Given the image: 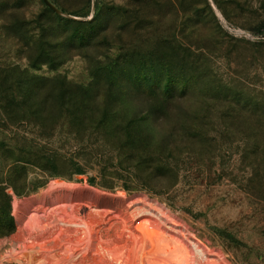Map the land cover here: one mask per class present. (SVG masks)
Wrapping results in <instances>:
<instances>
[{
    "label": "rangeland",
    "instance_id": "rangeland-1",
    "mask_svg": "<svg viewBox=\"0 0 264 264\" xmlns=\"http://www.w3.org/2000/svg\"><path fill=\"white\" fill-rule=\"evenodd\" d=\"M35 143L98 163L26 167L0 264H264V0H0V154Z\"/></svg>",
    "mask_w": 264,
    "mask_h": 264
},
{
    "label": "trees",
    "instance_id": "trees-1",
    "mask_svg": "<svg viewBox=\"0 0 264 264\" xmlns=\"http://www.w3.org/2000/svg\"><path fill=\"white\" fill-rule=\"evenodd\" d=\"M88 114L97 113L95 110H88ZM168 110H156V113H162V115ZM17 125L3 126L2 130L7 131L11 128H16ZM139 129L134 125H118L115 128V136L120 140H133V145L131 150L136 153H141V158H148L151 153L147 149V146H143L140 142V136L136 130ZM173 135L193 131V128L186 127H174ZM190 141V140H189ZM176 142V141H175ZM194 142V141H191ZM138 143V144H137ZM48 145V144H47ZM46 144L35 143L34 145H28L24 148L17 149L19 150L18 155L14 154L7 149L5 154H0V159L2 165H4L3 170H0V240L11 237L16 232V222L12 216V206H11V191L14 195L26 196L30 191L27 185L28 174L26 172V167L30 166L36 168L44 173L48 174L50 179L58 178H67L74 175H86L87 170L89 169L88 165L92 164L94 159L98 163V157L91 156V154L83 155L81 158L82 164L76 162L74 157L68 158L67 154L61 150L50 149ZM167 148V146H166ZM165 148V150H166ZM175 150V148H173ZM140 158V160H141ZM145 161V160H144ZM94 165H97L93 163ZM5 170V171H4ZM161 178L163 180H168L170 177H174V171L170 170L169 167H162ZM98 177L88 176L87 183L89 186L98 185ZM103 188L108 190H113L115 186L112 184H107L104 182L102 184ZM43 187V185L36 186L33 190ZM125 191L128 192H140L146 191L151 194L158 195V192L151 188L144 186H122ZM185 211V210H183ZM218 235H224L223 230H215ZM220 233V234H219Z\"/></svg>",
    "mask_w": 264,
    "mask_h": 264
},
{
    "label": "bare ground",
    "instance_id": "bare-ground-1",
    "mask_svg": "<svg viewBox=\"0 0 264 264\" xmlns=\"http://www.w3.org/2000/svg\"><path fill=\"white\" fill-rule=\"evenodd\" d=\"M23 264H42V262L34 253H30L27 257H25Z\"/></svg>",
    "mask_w": 264,
    "mask_h": 264
}]
</instances>
